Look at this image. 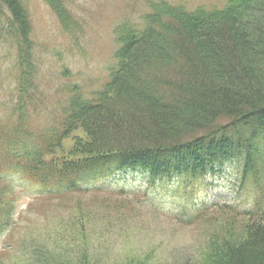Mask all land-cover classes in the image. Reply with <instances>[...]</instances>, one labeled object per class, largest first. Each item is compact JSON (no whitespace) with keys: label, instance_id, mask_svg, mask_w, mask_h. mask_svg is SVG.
<instances>
[{"label":"trees","instance_id":"obj_1","mask_svg":"<svg viewBox=\"0 0 264 264\" xmlns=\"http://www.w3.org/2000/svg\"><path fill=\"white\" fill-rule=\"evenodd\" d=\"M45 2L62 32L82 33L72 0ZM148 7L140 23L115 29L114 64L100 88L66 85L57 98L49 92L33 105L43 60L34 55L30 10L23 0H0V43L13 45L17 94L0 119V231L12 191L4 171L62 199L128 173L147 185L186 189L237 162L241 183L258 196L250 209L225 202L196 212L215 227L205 264H264V0L196 10L156 0ZM37 106L48 107L47 116L34 126ZM82 258L78 264H88Z\"/></svg>","mask_w":264,"mask_h":264},{"label":"rangeland","instance_id":"obj_2","mask_svg":"<svg viewBox=\"0 0 264 264\" xmlns=\"http://www.w3.org/2000/svg\"><path fill=\"white\" fill-rule=\"evenodd\" d=\"M23 1L32 18L34 55L43 60L36 78L41 88L32 93L37 105L49 92L57 98L66 85L77 83L84 92L100 88L114 64L115 29L123 21L140 23L149 11L148 2L156 0H72L75 14L84 20L82 33L73 32L74 40L69 39L72 33L62 32L45 0ZM167 1L189 10L222 8L227 2ZM13 63V45L0 43V119L10 115L17 103ZM64 68L69 70L68 79L62 75ZM56 98L48 101L50 111ZM36 108L30 112L34 126L44 123L48 107ZM4 173L12 191L2 209L7 216L0 231V264H78L82 257L88 264H125L130 259L145 264H205L215 227L197 221L196 212L225 202L250 209L258 196L256 189L241 183L237 162L186 189L180 183L147 185L143 175L128 173L100 179L90 184V192L62 199L50 198L47 189L17 172Z\"/></svg>","mask_w":264,"mask_h":264}]
</instances>
